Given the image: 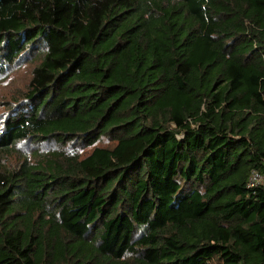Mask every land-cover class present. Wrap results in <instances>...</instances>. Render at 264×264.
Segmentation results:
<instances>
[{
    "label": "trees",
    "instance_id": "obj_1",
    "mask_svg": "<svg viewBox=\"0 0 264 264\" xmlns=\"http://www.w3.org/2000/svg\"><path fill=\"white\" fill-rule=\"evenodd\" d=\"M28 62L0 264H264V0H0Z\"/></svg>",
    "mask_w": 264,
    "mask_h": 264
},
{
    "label": "rangeland",
    "instance_id": "obj_2",
    "mask_svg": "<svg viewBox=\"0 0 264 264\" xmlns=\"http://www.w3.org/2000/svg\"><path fill=\"white\" fill-rule=\"evenodd\" d=\"M30 68L31 63H21L9 73L7 72L5 76H0V124L3 118L8 113H11L14 106L16 107L18 105L16 99L20 98L21 93L26 90L30 76ZM99 144L108 145V141L101 140ZM24 148L25 144L21 146V150L23 151ZM10 161L14 163L15 156ZM258 183H264V178L259 180Z\"/></svg>",
    "mask_w": 264,
    "mask_h": 264
},
{
    "label": "built area",
    "instance_id": "obj_3",
    "mask_svg": "<svg viewBox=\"0 0 264 264\" xmlns=\"http://www.w3.org/2000/svg\"><path fill=\"white\" fill-rule=\"evenodd\" d=\"M263 177H262V175L261 174H259L258 172H256V171H252V173H251V176H250V178H249V183H248V185H254V184H256V183H258V181L259 180H261Z\"/></svg>",
    "mask_w": 264,
    "mask_h": 264
}]
</instances>
